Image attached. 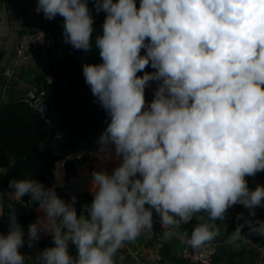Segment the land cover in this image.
Segmentation results:
<instances>
[{"label":"clouds","instance_id":"clouds-1","mask_svg":"<svg viewBox=\"0 0 264 264\" xmlns=\"http://www.w3.org/2000/svg\"><path fill=\"white\" fill-rule=\"evenodd\" d=\"M94 8L105 13L94 40L88 0H37L36 12L62 17L64 43L74 49H98L101 62L84 64L83 76L110 122L94 155L119 163L111 173H90L93 199L80 215L76 196L65 201L56 191L66 161L57 162L53 187L10 180L11 198L27 195L42 213L28 226L29 247L41 233L52 237L54 246L37 259L118 264V250L153 229L154 213L164 239L187 237L179 229L201 212L223 220L239 204L254 217L264 207V186L250 189L246 177L264 171V0H140L139 7L136 0H94ZM149 65L154 71H144ZM149 82L157 85L150 103ZM237 220L228 244L247 239L245 226L264 237V221ZM220 235L215 223H203L187 243L197 250ZM24 243L13 221L0 234V264H24Z\"/></svg>","mask_w":264,"mask_h":264},{"label":"crops","instance_id":"crops-1","mask_svg":"<svg viewBox=\"0 0 264 264\" xmlns=\"http://www.w3.org/2000/svg\"><path fill=\"white\" fill-rule=\"evenodd\" d=\"M136 3L137 7H139L140 0H136ZM36 6L37 0H0V108L8 103L20 100L32 102L29 95L39 88L37 79L43 77L46 81L52 82L53 77L48 74V71L58 62L71 56L69 54L71 50H75L70 44L64 43L63 18L57 16L55 19L49 21L44 18L43 13L36 12ZM88 6L95 21L93 27L102 29L105 13L103 11L99 13L95 11L94 0H88ZM40 29L49 30L57 41L56 45L41 55L17 60L15 57V47L19 38ZM93 34H95L94 31ZM151 83L154 84L155 90L157 86L156 82ZM40 97L41 95H38V98ZM96 151L91 153L89 161L79 168L75 176H67V172L63 166L61 172L64 183L63 186H57L56 191L59 188H64L67 192V188L72 182L82 181L85 189L83 193H88L93 199L90 191V173L99 169H104L111 173L112 169L119 163L115 159L104 162L100 161L94 155ZM55 170L53 171L52 187L55 184ZM263 176L264 171L257 173L254 177H246L249 188L254 189V181ZM0 192L14 206L22 204V201L17 202L11 198L10 194L12 191L2 187L1 180ZM0 209H2L3 215L1 202ZM38 209L39 207L34 210V222L38 217L42 216V213ZM255 213L254 217H249V210L239 204L230 207L223 220L209 221L207 213H198L190 223L182 225L179 229L181 234L184 232L188 234L183 239L176 235L169 239H164L163 233L165 229L159 222V216L154 213V226L152 230L155 231L156 238L153 243L149 242L148 232L142 233L135 241L126 243L118 250L116 255L118 264L119 257L121 256L124 258L123 264H196L184 259L181 251L183 246L188 244L187 239L191 237L193 229L203 223H215L221 231V235L210 242L215 244L217 248L216 256L211 264H264V237L250 234L247 226L242 229V235L247 239L238 241L239 247L230 245L227 242L238 223L243 222L242 220H237L239 214H243V217L252 220L258 219L264 221V207L256 208ZM80 214H83L82 208L78 212V215ZM34 222L32 221V223ZM28 225L24 226V228L26 229ZM48 236L51 235L41 233L38 246L33 245L29 247L28 242L24 243L19 249L20 253L25 257L24 264H42L37 259V255L42 251L40 246L43 237ZM69 254L75 257L77 251Z\"/></svg>","mask_w":264,"mask_h":264},{"label":"trees","instance_id":"trees-1","mask_svg":"<svg viewBox=\"0 0 264 264\" xmlns=\"http://www.w3.org/2000/svg\"><path fill=\"white\" fill-rule=\"evenodd\" d=\"M96 36L93 34V40ZM100 62L95 46L87 53L75 49L71 56L48 71L53 77L52 82L43 77L37 79L42 89L40 99L46 101L53 111L74 104L81 91L88 87L83 65ZM144 71L154 70L149 65ZM138 75H143V72ZM35 107L34 102L20 100L0 108V169H5L4 174L0 172V180L2 187L12 192L14 189L9 187L12 179L31 178L42 182L46 188L52 187L53 171L59 161H66L64 168L67 176H75L79 168L89 161L91 153L97 150L96 140L110 122L107 113L92 95L83 99L70 117L59 122V136L49 144V125L40 119ZM57 194L65 201L76 196L77 213L92 201L88 193L70 195L64 188L57 189ZM29 200L27 195L22 198L27 207L22 216L23 226L30 220L34 222V210L39 207L38 204L29 205ZM52 246V237H43L41 249Z\"/></svg>","mask_w":264,"mask_h":264},{"label":"water","instance_id":"water-1","mask_svg":"<svg viewBox=\"0 0 264 264\" xmlns=\"http://www.w3.org/2000/svg\"><path fill=\"white\" fill-rule=\"evenodd\" d=\"M94 32L96 35H101L103 29H98L96 27H93ZM37 30H34L33 33L29 34H34ZM145 54V50H141V55ZM147 68V67H146ZM42 93L41 87L36 89L34 92H32L29 96L32 102L37 103L36 104V112L40 114V119L42 121H46L49 125V139L48 143H52L58 136L59 134L57 133V127L58 124L61 120H63L66 117H70L72 113L77 110L79 104L81 101L87 97H91L92 93L89 87L84 88L77 101L74 104H71L67 108H60L56 111H53L49 108L48 104L46 101L41 100L38 98V95ZM154 92L151 90H145V99L146 102H151L153 99ZM5 171L2 172L4 174ZM85 191L84 189V183L82 181H76L72 182L68 188H67V193L70 195H76L79 193H83ZM0 202L3 206V215L0 217V234L6 235L9 230H10V223L13 221L15 224H18L22 226L23 230V224H22V216L26 213L27 207L26 205L22 202L20 206H14L12 202L2 193L0 192ZM149 242L153 243V241L156 238V233L154 230H151L147 234ZM35 246L39 245V241L33 242ZM69 253L77 251L76 246L69 242V247H68Z\"/></svg>","mask_w":264,"mask_h":264},{"label":"built area","instance_id":"built-area-1","mask_svg":"<svg viewBox=\"0 0 264 264\" xmlns=\"http://www.w3.org/2000/svg\"><path fill=\"white\" fill-rule=\"evenodd\" d=\"M56 43L57 41L54 35L49 30H37L34 34H26L19 38L15 47V57L17 60H24L29 57L41 55L44 52L51 50ZM73 53L74 50L69 52L70 55ZM145 90H151L154 92V84L150 82L149 87ZM257 185L264 186V177H259L254 181V189ZM27 231L28 228H24L25 242H28ZM216 253L217 248L215 244L212 243H208L205 247L197 250H193L188 244H185L181 251V255L184 259L196 264H211Z\"/></svg>","mask_w":264,"mask_h":264},{"label":"rangeland","instance_id":"rangeland-1","mask_svg":"<svg viewBox=\"0 0 264 264\" xmlns=\"http://www.w3.org/2000/svg\"><path fill=\"white\" fill-rule=\"evenodd\" d=\"M30 223H32V221H31V220L29 221V223H28V224H30ZM28 226H29V225H28ZM28 226H27V227H28ZM23 227H24V226H23ZM27 227H26V228H27Z\"/></svg>","mask_w":264,"mask_h":264}]
</instances>
